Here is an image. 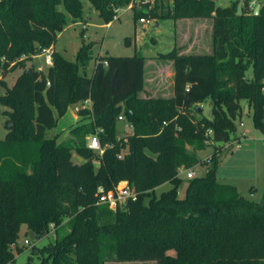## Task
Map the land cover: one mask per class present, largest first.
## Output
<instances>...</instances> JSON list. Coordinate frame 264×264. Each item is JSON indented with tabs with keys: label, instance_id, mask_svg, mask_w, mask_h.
<instances>
[{
	"label": "trees",
	"instance_id": "obj_1",
	"mask_svg": "<svg viewBox=\"0 0 264 264\" xmlns=\"http://www.w3.org/2000/svg\"><path fill=\"white\" fill-rule=\"evenodd\" d=\"M89 1L105 23L120 3ZM239 1L221 8L214 0H172L160 15L212 19L211 53L172 49L163 55L173 60L171 97L138 96L144 89L145 57L136 54L98 56L88 76L54 52L45 73L31 66L11 87L4 85L0 103L9 111L4 112L7 137L0 140V264L14 263L11 245L22 225L36 238L53 227L43 264H264V190L261 202H255L234 185L218 182L217 150L205 174L186 179L182 196L178 194L183 182L178 168L199 162L186 145L200 151L209 140L230 141L239 100L248 101L255 127L264 129V5L254 15L246 11L250 0H243L237 14ZM60 4L73 17L81 13L80 0H0L1 74L55 44L65 24ZM88 48L79 47L78 62L87 61ZM248 69L251 79L245 77ZM87 98L90 111L78 114L89 121L71 130L73 139L58 142L56 135L46 136L70 105ZM209 98L212 119L197 118L198 105ZM120 114L132 132L118 137ZM96 128H102L100 143L107 145L101 155L84 140ZM72 152L83 160L74 162ZM119 181H128L137 199L115 211L96 204L98 187L109 190ZM166 182L171 188L150 195ZM66 218L68 230L60 235ZM23 264H33L32 256Z\"/></svg>",
	"mask_w": 264,
	"mask_h": 264
},
{
	"label": "rangeland",
	"instance_id": "obj_2",
	"mask_svg": "<svg viewBox=\"0 0 264 264\" xmlns=\"http://www.w3.org/2000/svg\"><path fill=\"white\" fill-rule=\"evenodd\" d=\"M131 1H134V5L132 9H129V3L126 4L125 0H120V3L114 6L112 19L108 23H105L103 18L99 16L98 11L89 0H80L81 13L77 17H73L60 4L58 7L65 17V24L53 45L54 52L58 53L64 60L75 64L79 73L85 72L88 76L92 75L98 56L106 54L125 57L135 54L143 55L145 57V88L138 93V96L141 98H168L171 96L173 88V60L163 55L172 49H176L178 54L209 53L212 45V19L182 17L174 20L162 18L160 15L172 4V0ZM242 1L238 2L237 7ZM255 1V6L257 4L264 5V0ZM231 2L232 0H214V5L225 8ZM246 11H249L248 5ZM137 13H140V17L144 16L146 22H139V18L135 16ZM152 13L155 15L152 16ZM197 28L199 32L195 31ZM82 45L89 47L87 50L89 57L84 64L76 60V53ZM40 51L23 58V64H16L13 70L0 73V95L5 91L4 85L11 87L16 77L24 69L32 66L35 69L40 67L41 73L47 71L48 68L43 57L40 56ZM245 77L247 79L253 77L251 69L245 72ZM246 104L249 107L248 113H245ZM212 105L211 98L199 104L196 117L212 119ZM86 109L90 111V104ZM5 111H9V108L0 103V140H5L8 133L5 127ZM75 114L78 117L74 116ZM88 121L86 115L78 114L74 111V106L70 105L66 113L57 120L56 125L46 131V136H53L56 133L58 142H68L74 138L71 130ZM262 121L264 125V109ZM125 124L126 122L117 123L118 137H121L123 131L129 128ZM234 127V135L228 142L213 144L209 140V145L200 151L194 150L191 145H186V148L197 156L199 162L190 168L181 167L186 172L193 171V177L202 176L205 174L209 162H211L212 154L217 150L221 156L216 170L217 181L234 185L245 198L261 202L264 190V129L255 127L253 108L245 99L239 100V115L234 119ZM241 134L244 136L239 140L237 146L234 145ZM87 136H84L85 141ZM147 153L152 155L148 151ZM72 160L81 162L83 159L72 152ZM93 163L97 167L98 159L95 158ZM180 177L183 182L178 189V194L182 196L184 183L188 178L184 174ZM169 188H171V184L166 182L156 187L150 195L158 197ZM148 198L145 197V202ZM66 221L67 218L64 219V224L59 229L60 235L68 230ZM54 236L52 226L46 235L36 238L33 231L27 229L26 225H22L18 232L17 245L23 247V250L18 253L15 250L16 247L11 246L15 253L13 264L25 263L29 255L32 256L33 264H43L42 261L46 258V252L43 249ZM25 239L29 240L30 244L24 245ZM170 252L174 253L173 250ZM105 264H155V261L120 262L109 260Z\"/></svg>",
	"mask_w": 264,
	"mask_h": 264
},
{
	"label": "built area",
	"instance_id": "obj_3",
	"mask_svg": "<svg viewBox=\"0 0 264 264\" xmlns=\"http://www.w3.org/2000/svg\"><path fill=\"white\" fill-rule=\"evenodd\" d=\"M146 2H148V1L146 0ZM255 4H256L255 0L249 1L248 9L250 12H253V10L255 8L254 7ZM133 5H134V1H131L129 3L128 8L132 9ZM137 5H139V4L137 3ZM139 22H141V23L146 22L145 17L144 16L140 17ZM53 55H54L53 46L44 47L40 51V56L43 57L45 65L47 66V68H49L50 66L53 65ZM104 65H107V63L104 62ZM36 70L39 72L42 71L40 67H36ZM260 90L264 94V79L262 80ZM88 104H90V109H91L90 98H87L83 101L75 103L74 104L75 105L74 111L78 113L79 110L86 109L88 107ZM117 121L118 122H125L122 114L118 115ZM125 125L128 126L129 128H131V126L128 123H126ZM131 130H132V128H131ZM102 131H103L102 128H96L94 133L89 134L86 137V146L89 149L96 151L99 155H101L103 153L105 147L107 146V145L102 146L100 143L99 133H101ZM128 134H130V133L125 131L122 136H126ZM206 135L211 136L212 130L208 129L206 131ZM243 136L244 135L241 134L240 138L236 141L237 144L235 142L234 145L237 146L239 140ZM119 157H120V155H119ZM183 174L186 175V178H192L194 175V172L191 170L186 172L185 170H183V167H179L177 170V176L180 177ZM96 196H97L96 204H105L108 206L109 209L115 211L117 209H124L129 201H135L137 199L138 194H137L136 190L129 185L128 181H119L109 190H104L102 187H98ZM28 244H30L29 240L25 239L24 245H28ZM11 246L16 247L18 245H17V243L16 244L13 243Z\"/></svg>",
	"mask_w": 264,
	"mask_h": 264
},
{
	"label": "water",
	"instance_id": "obj_4",
	"mask_svg": "<svg viewBox=\"0 0 264 264\" xmlns=\"http://www.w3.org/2000/svg\"><path fill=\"white\" fill-rule=\"evenodd\" d=\"M260 7H261V5L260 4H257L256 6H255V8H254V10H253V14L255 15V14H258V12H259V10H260ZM241 12H242V3H240L239 5H238V7H237V14H241ZM112 84H113V86L115 85V74L113 75V78H112ZM249 112V107H248V105L246 104L245 105V113H248ZM9 126H12V123H9Z\"/></svg>",
	"mask_w": 264,
	"mask_h": 264
},
{
	"label": "crops",
	"instance_id": "obj_5",
	"mask_svg": "<svg viewBox=\"0 0 264 264\" xmlns=\"http://www.w3.org/2000/svg\"><path fill=\"white\" fill-rule=\"evenodd\" d=\"M212 27V26H211ZM195 31H197V32H199V29L197 28ZM212 52V45H211V49H210V52L209 53H211ZM190 53H192V52H190ZM186 54H189V53H186ZM197 54H204V53H202V52H197ZM173 75V74H172ZM173 82V81H172ZM172 86H173V84H172ZM144 88H145V85H144ZM173 95V88H172V93H171V96ZM170 96V97H171ZM73 106H75L74 104H72ZM74 116H76V117H78V115L77 114H75ZM81 117V116H80ZM75 118L73 117V120H74ZM125 131H127L128 133H131V128H126L124 131H123V133L125 132ZM56 134V133H55ZM54 134V135H55Z\"/></svg>",
	"mask_w": 264,
	"mask_h": 264
}]
</instances>
